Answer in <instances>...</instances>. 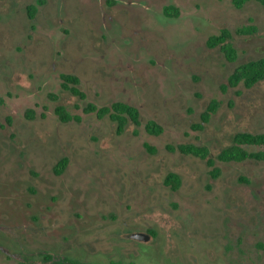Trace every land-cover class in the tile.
Segmentation results:
<instances>
[{
  "label": "rangeland",
  "instance_id": "374dc122",
  "mask_svg": "<svg viewBox=\"0 0 264 264\" xmlns=\"http://www.w3.org/2000/svg\"><path fill=\"white\" fill-rule=\"evenodd\" d=\"M223 28L234 61L208 44ZM261 56L256 0H0V264H264V160L217 159L237 132H264V79L229 80ZM114 101L137 106L140 124L119 134L84 110ZM58 105L81 120L62 121ZM191 143L209 148L218 176L177 147Z\"/></svg>",
  "mask_w": 264,
  "mask_h": 264
},
{
  "label": "trees",
  "instance_id": "16d2710c",
  "mask_svg": "<svg viewBox=\"0 0 264 264\" xmlns=\"http://www.w3.org/2000/svg\"><path fill=\"white\" fill-rule=\"evenodd\" d=\"M252 0H233L234 4L238 7L243 6L245 3ZM264 4V0H256ZM41 2V1H40ZM37 6L32 4L30 6V15L33 17L37 11ZM173 7H165V12L167 14H178V10H174ZM254 28H241L240 32H251ZM232 37V32L223 28L219 34H213L208 38V44L210 46L220 45L222 50L228 60L234 61L237 58V51L233 43L230 41ZM63 84L65 87L69 88L75 94L79 95L81 98H85V92L77 85L80 79L77 75L72 73H62ZM264 79V56L256 59L248 60L240 64L231 74L229 80L232 84H237L243 82L246 86L251 87L257 82ZM86 112H97L99 116H110L114 121L117 122V131L119 134L123 133L126 125L130 120L136 124H140V112L139 108L135 105L124 101H114L111 104L98 105L93 102H89L86 107H84ZM216 110V103L211 104L209 110L206 112L205 118L210 117V113ZM56 114L62 121L70 120H81V116L78 114H72L65 105H58L55 108ZM28 117L35 116L34 109L27 110ZM146 129L151 134H159L163 130L162 124L154 119H150L146 123ZM246 145H259L264 146V132L253 133L249 131H239L235 134L233 143L229 146L224 147L219 154L217 159L229 162V161H242L247 158H256L259 160H264V149L257 151H250L247 149ZM177 147L185 153H193L201 157L207 158L212 169V175L214 177L218 176L221 169L216 165V159L210 156V150L206 146H200L196 144H179ZM151 151H155V147H150ZM68 163V159L65 157L61 160L59 164V170L65 168ZM165 182L173 189H177L181 185V178L177 172H169L166 176ZM24 264V263H22ZM115 264V263H113Z\"/></svg>",
  "mask_w": 264,
  "mask_h": 264
},
{
  "label": "flooded vegetation",
  "instance_id": "af4514ba",
  "mask_svg": "<svg viewBox=\"0 0 264 264\" xmlns=\"http://www.w3.org/2000/svg\"><path fill=\"white\" fill-rule=\"evenodd\" d=\"M107 1H109L110 3H114L115 5L118 4V2H119V0H107ZM100 7L103 9V5L100 6ZM166 7H171V8L173 7L174 10H178L177 7H175V6H173V5H168V6H166ZM103 10H104V9H103ZM164 11H165V9H164ZM165 13H166V12H165ZM166 14H167V13H166ZM168 15H169V14H168ZM170 15H172V14H170ZM63 85H64V84H63ZM77 85L79 86V84H77ZM134 233H137V232H134ZM134 233L131 234V237H132V238H134V237L132 236ZM143 233H144V232H143ZM146 234H147V233H146ZM148 235H149V234H148ZM149 238H150V235H149ZM149 238L146 239V240H149ZM135 239H137V238H135ZM139 240H141V239H139ZM146 240H145V241H146ZM117 264H120V263H117Z\"/></svg>",
  "mask_w": 264,
  "mask_h": 264
},
{
  "label": "water",
  "instance_id": "95a60500",
  "mask_svg": "<svg viewBox=\"0 0 264 264\" xmlns=\"http://www.w3.org/2000/svg\"><path fill=\"white\" fill-rule=\"evenodd\" d=\"M134 238L146 240L149 238V235L143 232H137L132 235Z\"/></svg>",
  "mask_w": 264,
  "mask_h": 264
}]
</instances>
